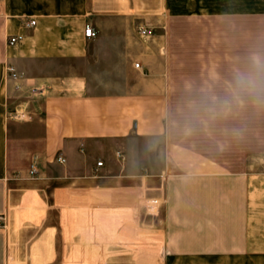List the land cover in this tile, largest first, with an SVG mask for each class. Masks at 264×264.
Masks as SVG:
<instances>
[{"label":"crops","instance_id":"obj_1","mask_svg":"<svg viewBox=\"0 0 264 264\" xmlns=\"http://www.w3.org/2000/svg\"><path fill=\"white\" fill-rule=\"evenodd\" d=\"M195 4L0 0V264H115L118 250V264H261L249 129L236 132L232 107L220 160L180 126L197 87L176 24ZM226 21L225 103L264 105L251 77L264 71V0H226Z\"/></svg>","mask_w":264,"mask_h":264},{"label":"rangeland","instance_id":"obj_2","mask_svg":"<svg viewBox=\"0 0 264 264\" xmlns=\"http://www.w3.org/2000/svg\"><path fill=\"white\" fill-rule=\"evenodd\" d=\"M195 3L198 4L196 8L188 11L191 18H188L185 24L183 22L180 25L176 24V32L184 34L186 40L187 82L191 87H197L187 90L188 93L193 92L195 95L188 94V103L180 106V126L186 133L187 146L194 148L203 156L225 160L228 130L231 127L230 123L232 124L230 114L234 107L236 132L241 130V133L244 125L249 129L252 162L260 161L259 171L264 174V105L229 106L225 103L229 76L226 69L228 49L226 0L197 2L194 0ZM251 77L264 80V71L252 73ZM192 100L197 103L190 104ZM259 150L261 155L254 157L253 153L258 154ZM256 170L252 169V172ZM123 252L125 251L118 250L117 257L122 258ZM121 258H116L115 264H118V259ZM97 260L102 264L106 261L113 264L110 263L111 258ZM125 264L132 263L128 260ZM261 264H264V260Z\"/></svg>","mask_w":264,"mask_h":264},{"label":"built area","instance_id":"obj_3","mask_svg":"<svg viewBox=\"0 0 264 264\" xmlns=\"http://www.w3.org/2000/svg\"><path fill=\"white\" fill-rule=\"evenodd\" d=\"M24 24H25L26 28H30V27L35 26L36 22H35V20L29 19L26 22H24ZM146 33H147L146 30L142 31V34H146ZM85 36L88 39H94L97 36V33L95 32L94 28L90 24L86 25V27H85ZM22 40H23V38L21 36H12L9 39V44L11 46H14V45L19 44ZM136 68L141 69V65L139 63H137L136 64ZM9 70H10V76L13 77V78H16L17 77V73L15 72V69L14 68H10ZM58 161L64 163L66 160L63 159V158H58ZM98 166L102 167L103 163L99 162ZM30 174L32 176H36V175H38V172H37V170L35 168H32ZM5 227H6L5 217L4 216H0V229H3Z\"/></svg>","mask_w":264,"mask_h":264}]
</instances>
